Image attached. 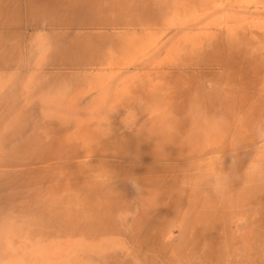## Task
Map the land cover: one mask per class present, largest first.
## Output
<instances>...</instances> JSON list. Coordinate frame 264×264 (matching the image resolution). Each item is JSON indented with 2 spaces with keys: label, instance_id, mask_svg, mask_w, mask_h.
Masks as SVG:
<instances>
[{
  "label": "rangeland",
  "instance_id": "374dc122",
  "mask_svg": "<svg viewBox=\"0 0 264 264\" xmlns=\"http://www.w3.org/2000/svg\"><path fill=\"white\" fill-rule=\"evenodd\" d=\"M41 2L0 0V264H264V0Z\"/></svg>",
  "mask_w": 264,
  "mask_h": 264
},
{
  "label": "bare ground",
  "instance_id": "6f19581e",
  "mask_svg": "<svg viewBox=\"0 0 264 264\" xmlns=\"http://www.w3.org/2000/svg\"><path fill=\"white\" fill-rule=\"evenodd\" d=\"M27 1V0H26ZM41 1V0H40ZM86 1V4L88 5V6H90V4H88V2H89V0H50V2H48V3H46V4H42V2L41 3H38L37 5H35L36 6V10H35V12L32 14L33 16H35V17H38V16H42V19H44L45 20V22H46V24H47V27L48 26H53V27H59V28H64V29H68L71 25H72V21H76V20H80V21H83V23H86L87 24V21H88V19H89V14L88 13H86V12H84V11H86V5L84 4V2ZM126 1H130V0H126ZM194 1V0H193ZM31 2V1H30ZM134 3V2H133ZM140 3V2H139ZM143 3V2H142ZM148 3V2H147ZM157 3V2H156ZM160 3V2H159ZM187 3H189V2H187ZM116 4V3H115ZM144 4V3H143ZM161 4V3H160ZM6 5V4H5ZM123 5V4H122ZM131 5V4H130ZM168 5V4H167ZM211 5V4H210ZM33 6V5H32ZM85 6V8L86 9H83V7ZM111 6V5H110ZM125 6H126V4H125ZM169 6V5H168ZM176 6V5H175ZM178 6V5H177ZM193 6H194V4H193ZM206 6V5H205ZM25 7V6H24ZM132 7V6H131ZM139 7H140V5H139ZM158 7H161V6H158ZM164 7H166V6H164ZM208 8H209V4H208ZM48 9H50L49 11H48ZM103 9V8H102ZM29 10V9H28ZM84 10V11H83ZM125 10V9H124ZM144 10V9H143ZM81 11H83V12H81ZM117 11V10H116ZM126 11V10H125ZM145 11V10H144ZM172 11V10H171ZM25 12V11H24ZM101 12V11H100ZM108 12H109V10H108ZM160 12V11H159ZM170 12V11H169ZM118 13V12H117ZM132 13V12H131ZM161 13V12H160ZM25 14H27V15H31L30 13H25ZM123 13H121L120 15H122ZM11 16V15H10ZM114 16V15H113ZM116 16V15H115ZM36 18H31V19H29L28 21V26L29 25H32V22L35 20ZM12 20V19H11ZM7 21V20H6ZM23 21V20H22ZM91 21V20H90ZM100 21V20H99ZM109 21V20H108ZM108 21H107V24H108ZM40 22V21H39ZM105 22H106V20H105ZM139 22V21H138ZM1 23V22H0ZM8 23V22H7ZM14 23V22H13ZM95 23V22H94ZM93 23V24H94ZM16 24H17V22H16ZM35 24H37V23H35ZM89 24V23H88ZM141 24V23H140ZM161 24V23H160ZM22 25V24H21ZM20 26V25H19ZM82 26V25H81ZM154 26V25H153ZM165 26H166V24H165ZM20 28V27H19ZM138 28V27H137ZM3 29V28H2ZM15 29V28H14ZM124 29V28H123ZM61 30V29H60ZM93 30V29H92ZM110 30V29H109ZM136 30V29H135ZM162 30V29H161ZM4 31V30H3ZM9 32V31H8ZM7 32V33H8ZM149 32V31H148ZM127 33V32H126ZM133 33V32H132ZM135 33V32H134ZM138 33V32H137ZM147 33V32H146ZM4 34H5V32H4ZM37 36V35H36ZM62 38V37H61ZM111 38V37H110ZM64 39V38H63ZM106 40V39H105ZM105 40H104V42H105ZM87 42V41H86ZM62 43V42H61ZM88 43H90V42H88ZM72 45V44H71ZM94 45V44H93ZM73 46H75V45H73ZM76 53H78V52H76ZM80 56V55H79ZM212 58V57H211ZM241 69V68H240ZM233 94V93H232ZM257 121V120H256ZM198 125V124H197ZM163 150V149H162ZM262 172V171H261ZM154 173H156V172H154ZM158 173V172H157ZM232 173H234V172H232ZM166 174V173H165ZM230 174V173H229ZM244 174V173H243ZM218 175V174H217ZM263 175V174H262ZM245 176V175H244ZM214 177V176H213ZM228 177V176H227ZM212 178V177H211ZM215 180H216V178H215ZM161 181V180H160ZM246 181V180H245ZM208 182V181H207ZM206 182V183H207ZM263 182V181H262ZM156 183V182H155ZM228 183V182H227ZM189 184V183H188ZM213 184V183H212ZM187 185V184H186ZM217 185V184H216ZM226 185V184H225ZM230 185V184H229ZM165 186V185H164ZM163 185H162V187H164ZM240 186H241V184H240ZM256 186V185H255ZM150 187V186H149ZM208 187V186H207ZM231 188H232V186H230ZM248 187V186H247ZM257 187V186H256ZM152 188H154V187H152ZM186 188H188L187 186H186ZM181 189V188H180ZM230 189V188H229ZM251 189V188H250ZM261 189V188H260ZM151 190V189H150ZM164 190V189H163ZM238 190V189H237ZM245 190V189H244ZM247 190V189H246ZM246 190H245V192H246ZM146 191V190H145ZM161 191V190H160ZM252 192H253V189H252ZM251 192V193H252ZM227 193V192H226ZM239 193H240V190H239ZM259 193V192H258ZM218 194V193H217ZM215 195V194H214ZM213 195V196H214ZM222 195V194H221ZM170 196V195H169ZM168 196V197H169ZM238 196V195H237ZM247 196H248V194H247ZM251 196V195H250ZM202 197V196H201ZM204 197V196H203ZM230 197V196H229ZM245 197H246V195H245ZM161 198V197H160ZM172 198V197H171ZM176 198H177V195H176ZM180 197H178L177 199H179ZM199 198H200V196H199ZM224 198V197H223ZM250 198V197H249ZM252 198V197H251ZM153 199H155V198H153ZM158 199H159V196H158ZM198 199V198H197ZM208 199L209 198H207V197H205V199L203 200H201L200 199V201L199 202H197V203H206L207 201H208ZM229 199V198H228ZM173 200V199H172ZM211 200V199H210ZM209 200V201H210ZM243 200V199H242ZM158 201V200H157ZM181 201V200H180ZM151 202V201H150ZM165 202H166V200H165ZM212 202V201H211ZM220 202V201H219ZM236 202H237V199H236ZM239 202V201H238ZM163 203V202H162ZM182 203V202H181ZM196 203V204H197ZM241 203V202H240ZM239 203V204H240ZM155 204V203H154ZM172 204V203H171ZM153 205V204H152ZM161 205V204H160ZM164 205V204H163ZM176 206V205H175ZM181 206V205H180ZM201 206V205H200ZM210 206V205H209ZM227 206H228V204H227ZM233 206V205H232ZM238 206V205H237ZM248 206V205H247ZM154 207V206H153ZM179 207V206H178ZM190 207H192V206H190ZM189 208V207H188ZM196 208H197V206H196ZM203 209V208H202ZM231 209V208H230ZM155 210V209H154ZM157 210H159V209H157ZM182 210V209H181ZM193 210V209H192ZM178 212V211H177ZM209 212V211H208ZM198 213V212H197ZM210 213V212H209ZM214 213V212H213ZM157 214V213H156ZM165 214V213H164ZM211 214V213H210ZM145 215H147V214H145ZM258 215V214H257ZM148 216H150V215H148ZM141 218V217H140ZM149 218V217H148ZM181 218V217H180ZM228 218V217H227ZM158 219V218H157ZM178 219V218H177ZM259 219V218H258ZM246 220V219H245ZM240 222V221H239ZM242 225H243V223H242ZM162 226V225H161ZM200 226V225H199ZM179 227H181L180 225H179ZM235 227V226H234ZM241 228V227H240ZM188 229V228H187ZM161 230V229H160ZM159 230V231H160ZM199 230V229H198ZM201 230V229H200ZM180 231V230H179ZM189 231V230H188ZM202 231V230H201ZM200 231V232H201ZM192 232V231H191ZM194 232V231H193ZM198 232V231H197ZM188 233V232H187ZM237 233V232H236ZM234 234V233H233ZM158 235V234H157ZM187 237V236H186ZM203 237H205V236H203ZM184 238V237H183ZM200 239V238H199ZM208 239V238H207ZM216 239V238H215ZM244 239V238H243ZM141 240V239H140ZM210 240V239H209ZM145 241V240H144ZM218 241V240H217ZM246 241V240H245ZM195 242V241H194ZM208 242V241H207ZM141 243V242H140ZM145 243V242H144ZM142 244V243H141ZM154 244V243H153ZM198 244H199V241H198ZM226 244V243H225ZM208 245V244H207ZM189 246V245H188ZM193 246V245H192ZM247 246V245H246ZM147 247V246H146ZM156 247V246H155ZM159 248V247H158ZM201 248V247H200ZM159 250V249H158ZM162 250V249H161ZM186 251V250H185ZM157 252V251H156ZM163 252V251H162ZM160 254V253H159ZM173 254H171V256H172ZM175 256V255H174ZM246 257V256H245ZM176 259V258H175ZM163 260V259H162ZM168 264H170V263H168Z\"/></svg>",
  "mask_w": 264,
  "mask_h": 264
}]
</instances>
